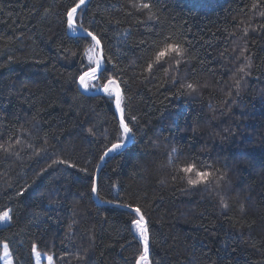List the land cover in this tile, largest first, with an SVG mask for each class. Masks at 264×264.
Listing matches in <instances>:
<instances>
[{"label": "trees", "instance_id": "obj_1", "mask_svg": "<svg viewBox=\"0 0 264 264\" xmlns=\"http://www.w3.org/2000/svg\"><path fill=\"white\" fill-rule=\"evenodd\" d=\"M75 2L0 0V144L11 145L0 149V213L13 217L0 227V254L8 243L13 264H35L33 244L54 264H134L141 250L134 213L91 197L84 172L48 168L70 158L91 172L116 135L107 97L73 83L86 45L61 20ZM146 2L156 18L129 0H90L83 14L127 81L125 114L136 118L130 145L98 173L102 195L141 206L152 264H264V0ZM165 36L184 43L187 62L144 79ZM178 73L186 77L173 83ZM193 161L223 176L221 187L188 186L178 168Z\"/></svg>", "mask_w": 264, "mask_h": 264}, {"label": "snow or ice", "instance_id": "obj_2", "mask_svg": "<svg viewBox=\"0 0 264 264\" xmlns=\"http://www.w3.org/2000/svg\"><path fill=\"white\" fill-rule=\"evenodd\" d=\"M129 5L131 8L136 9L137 11H142L147 13L148 19L156 18V13L153 11L154 4L152 2H146V0H129ZM256 5H254L255 7ZM88 7V0H77L70 7H68L63 15L61 23L65 26L66 32L73 34V36H78L79 40L77 41V46H80V41L82 40L86 46L82 49V55L80 59L82 60V65L77 75L75 76L73 83L77 86V93L80 95L97 92L102 93L107 97L108 102L114 107L113 119L116 120V135L110 145H104L103 151L98 157V163L94 166V169L90 172L88 168L83 167L75 163L70 158H57L52 160L48 164V168H53L55 165H62L65 169H73L78 172H84L90 177L86 182L85 187L87 192L90 193L91 197H94L100 203L103 204H115L117 207L126 209L128 213L135 214L130 219L129 231L134 232V239L138 237V242L141 245V250L138 256L135 259L134 264H152L150 258V242L151 234L149 231V224L145 214L142 211L141 206L138 203L123 202V198L119 196L117 192L116 196L111 199H105L101 192V181L98 173L102 170L101 165H106L107 160L115 159L116 154L120 153L122 149L127 146L129 140L134 139L135 133L131 124L135 123V117L126 116V93L122 85H126L127 81L120 79L116 74L112 73L108 68V65L115 64L113 62L112 55L110 53L106 54L105 47L103 45L102 39L92 30L91 25L85 26L83 20V14ZM3 11V9H0ZM50 9L45 10L44 15L48 16L50 14ZM130 14V13H129ZM264 15V13H261ZM243 23V22H241ZM245 35H247V29L244 30ZM82 34V35H81ZM246 49L241 51V55ZM186 54L187 48L184 46V43L181 41L174 40L170 36H165L163 39L154 43L153 52L144 68V71L140 74L147 79V76H144V72L152 74L155 66L158 65H167L164 69L165 73L168 72H178L181 63H186ZM75 55V53H73ZM252 67L251 62L240 67L238 71L243 73L245 76L250 73L246 69ZM171 80L173 83L177 81L176 76H172ZM237 88L239 89L240 81H236ZM206 86V85H205ZM188 92H196L197 87L193 83H187L183 85ZM239 95V91L236 93ZM231 95V93H228ZM88 132L91 134L92 129L89 128ZM19 143V140L16 141ZM47 144V141H45ZM9 147H4L0 144V149H2L6 154L9 153ZM41 151H46L45 148H42ZM172 152H176V149L173 148ZM111 154V155H110ZM39 155V153H37ZM171 159V154H169ZM209 170H204L203 167H198L197 164L189 162L185 165H182L178 168V172L183 173L184 176L181 179H186L187 185L195 188L203 185L206 189H211L213 184L215 188H220V181L224 179L223 176H216V172L211 171V165L204 166ZM45 168L43 171H47ZM43 175V173H40ZM175 179V177H173ZM35 183V181H33ZM30 187V186H29ZM112 187H116L115 184ZM23 191L17 193V195H23ZM220 205L224 210H227L229 204L221 198ZM243 210V206H241ZM13 220L11 215V209L3 211L0 213V224H10ZM69 230H71L72 225L69 224ZM92 238L90 237V240ZM94 242V241H93ZM31 252L35 254L37 264L41 259V253L38 251L37 245L33 244L31 247ZM85 256L77 257V259H86ZM0 259L5 261V264H13L12 254L9 250V244H2V255ZM47 264H54L53 255H47ZM60 259H63L61 257Z\"/></svg>", "mask_w": 264, "mask_h": 264}, {"label": "rangeland", "instance_id": "obj_3", "mask_svg": "<svg viewBox=\"0 0 264 264\" xmlns=\"http://www.w3.org/2000/svg\"><path fill=\"white\" fill-rule=\"evenodd\" d=\"M182 65H184V63H181V65H180V67L182 66ZM185 75V74H184ZM184 75H179V73L176 75V77H177V79H180V80H183V78H185L184 77ZM229 123H230V121H229ZM230 125V124H229ZM6 224H0V227L1 226H5ZM41 253V252H40ZM0 255H2V253L0 254ZM47 255L48 254H44V253H41V259H40V261H39V264H47V259H46V257H47ZM34 259H35V264H37V261H36V258H35V254H34ZM1 260V263L2 264H5V261L3 260V259H0Z\"/></svg>", "mask_w": 264, "mask_h": 264}, {"label": "water", "instance_id": "obj_4", "mask_svg": "<svg viewBox=\"0 0 264 264\" xmlns=\"http://www.w3.org/2000/svg\"><path fill=\"white\" fill-rule=\"evenodd\" d=\"M90 0H88V2H89ZM73 35V34H72ZM82 35V34H81ZM87 94H102V93H97V92H90V93H87ZM131 141H132V139L131 140H129L128 142H126L127 143V146H129L130 145V143H131ZM126 146V147H127ZM101 167H102V165H101Z\"/></svg>", "mask_w": 264, "mask_h": 264}]
</instances>
